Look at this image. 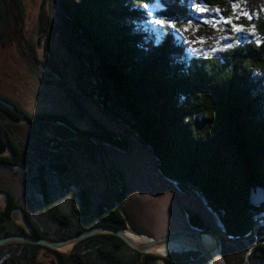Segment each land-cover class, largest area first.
<instances>
[{"label": "trees", "instance_id": "trees-1", "mask_svg": "<svg viewBox=\"0 0 264 264\" xmlns=\"http://www.w3.org/2000/svg\"><path fill=\"white\" fill-rule=\"evenodd\" d=\"M238 1L202 4L227 19ZM59 2L68 33H81L99 62L89 77L77 70L80 95L98 102L149 148L160 176L184 195L204 200L222 231L233 237L220 242L226 264H264V206L254 209L248 203L252 184L264 188V11L252 23L244 19L253 30L245 39L237 36L217 53L191 55L178 31H155L147 22L140 7L147 0ZM157 13L174 19L178 29L197 15L190 0H159ZM46 28L45 23L42 32ZM63 43L70 51L69 40ZM72 105L86 126L67 113L30 114L0 93V135L9 143L0 155V172L26 191L21 198L0 181V237L27 234L60 241L94 226L126 224L151 236L132 220L126 186H119L100 156L105 146L126 152L127 137L100 125L79 101ZM31 129L45 138L44 149L23 140ZM76 145L100 166L108 186L103 195L72 176L63 149ZM185 213L190 229H211L197 214ZM0 264L207 263L196 251L168 257L141 253L114 234L100 233L67 252L38 244L1 246Z\"/></svg>", "mask_w": 264, "mask_h": 264}, {"label": "rangeland", "instance_id": "rangeland-1", "mask_svg": "<svg viewBox=\"0 0 264 264\" xmlns=\"http://www.w3.org/2000/svg\"><path fill=\"white\" fill-rule=\"evenodd\" d=\"M5 3V17L3 24H0V93L14 100L30 114L67 113L79 126H86L85 117L81 118L75 113L72 105V100L79 101L82 111L100 125L127 137L129 146L126 152L105 146L100 156L122 177L131 218L140 229L151 235L148 237L155 238L170 231L190 229L186 210L200 216L212 230L223 232L217 217L200 196L184 195L173 182L160 176L149 148L98 102L80 95L72 55L63 43L68 39L74 51V40L62 23L60 15L63 11L59 0H7ZM234 4L239 7L235 11L232 9V17L227 19H231L232 24L239 26L242 31H234L232 24L225 23L220 27L221 23L216 26L202 23L204 18H222L207 6L208 12H196L188 31L179 29L178 32L183 33V45L191 55L217 53L227 45L234 44L237 36L245 39L247 32L253 31L243 25L244 19L254 22L256 15L264 11V0H240ZM201 6L205 7L203 4ZM242 12L249 13L251 18L242 15ZM45 23L47 28L42 32L41 26L44 27ZM151 25L155 31L167 29ZM201 39L203 44L199 42ZM25 41L31 44L32 49L25 48ZM43 62H48L60 76ZM29 132L23 140L44 149L45 138L36 136L37 133H33L32 129ZM72 141L68 139L67 142ZM69 147L63 150L70 161L72 176H77L86 186L103 195L108 186L98 163L84 146ZM0 181L6 183L15 194L25 198L26 191L5 172H0Z\"/></svg>", "mask_w": 264, "mask_h": 264}, {"label": "water", "instance_id": "water-1", "mask_svg": "<svg viewBox=\"0 0 264 264\" xmlns=\"http://www.w3.org/2000/svg\"><path fill=\"white\" fill-rule=\"evenodd\" d=\"M62 15L67 18L66 14H64L63 12H62ZM71 36L74 40L73 49L75 50L73 51L71 49L70 52L72 55L73 63L76 68V72L77 70H80L83 77H89L92 75V73H97V70L99 69V62L96 59L89 42L86 39H84L81 33L75 32V34L72 33ZM92 82L96 83V81L93 78H92ZM8 146H9V143L6 141V139L2 135H0V155L3 154L7 150ZM109 170L118 180L119 186H122L123 185L122 177L118 173H115L112 168H109ZM248 203H249V206L254 209L262 208L264 206V188L258 184H252L249 187V191H248ZM122 215L125 217V214L123 211H122ZM261 220H264V218H262ZM257 222L258 220L255 221V224ZM127 229H131L129 224H126L123 227H115L112 225H99V226H94V227L85 229L71 237H68L60 241H53V240H49L43 237H35V236L27 235V234H11V235L0 237V247L9 245V244L25 243V244H38V245L45 246L52 250L67 252L70 249H72L74 245H76L77 243L89 237L95 236L100 233H111L121 238L128 246L137 250L138 252L152 253V254L166 256V257H168L170 253L168 255L160 254L156 252L155 249L171 241L184 240L188 242L189 244H191V247L184 248L183 249L184 251L192 250V251L198 252L200 254V257L207 264H226L224 260L218 261L217 259H215L214 256L205 249L202 243L203 237L211 236L215 240V244L219 250L221 249L220 243L218 244L219 241H221L222 239L233 238L227 233L220 232L217 230L191 228V229L170 231L166 234H163L162 236L158 238H150L149 240L141 242V241L133 240L129 236H127V233H126ZM131 230L136 235L144 236V234L140 232L134 231L133 229ZM221 233H223L224 235H221ZM254 233L255 231H252L251 234H254ZM245 237H240V238H245ZM173 252H177V251H173Z\"/></svg>", "mask_w": 264, "mask_h": 264}, {"label": "snow or ice", "instance_id": "snow-or-ice-1", "mask_svg": "<svg viewBox=\"0 0 264 264\" xmlns=\"http://www.w3.org/2000/svg\"><path fill=\"white\" fill-rule=\"evenodd\" d=\"M190 3H191V7H193V9L196 12H199V13L208 12V9L206 7L201 6V4L203 3V0H201L200 4L195 3L194 0H190ZM158 6H159V0H147V2L145 4L140 6V7H142L144 13L148 17L147 22L151 23V24L158 25L161 29L167 28V29H171L173 31H179V29L177 28V24H176L174 19L161 18L160 14H158V13L154 15V11ZM238 7L239 6L237 4H233L234 11L237 10ZM216 12L219 13V9H217ZM241 14L248 17V18H251L249 13H247V12H242ZM201 22L204 24H209L211 26H216L219 23L232 24L231 19H223V18H221L220 20L204 18L201 20ZM191 24H192V20H191V18H189L188 24L184 27V31H188ZM232 27H233L234 31H242V29L235 24H232ZM181 35H183V33H181ZM199 42L201 44L204 43L203 39H201ZM227 47H231V45H227ZM193 51H196V49H193Z\"/></svg>", "mask_w": 264, "mask_h": 264}, {"label": "bare ground", "instance_id": "bare-ground-1", "mask_svg": "<svg viewBox=\"0 0 264 264\" xmlns=\"http://www.w3.org/2000/svg\"><path fill=\"white\" fill-rule=\"evenodd\" d=\"M127 236H129L131 239L136 240V241H146L149 240L150 237L144 235V236H139L136 235L131 229L126 230ZM203 246L207 251H209L215 259L218 261H223L222 255L220 250L215 244V240L211 236H204L203 237ZM191 247V244L184 240H177V241H171L157 249H155L156 252L164 255H168L172 251H182L184 248Z\"/></svg>", "mask_w": 264, "mask_h": 264}, {"label": "flooded vegetation", "instance_id": "flooded-vegetation-1", "mask_svg": "<svg viewBox=\"0 0 264 264\" xmlns=\"http://www.w3.org/2000/svg\"><path fill=\"white\" fill-rule=\"evenodd\" d=\"M5 1H7V0H0V10L2 11H0V19L1 20H3V18L5 17V15H4V13H5V8H6V3H5ZM18 14H19V12H18ZM7 21L5 20V23H6ZM2 24H3V22H2ZM25 48L27 49V48H31L32 49V46H31V44H29L28 43V41L26 42L25 41ZM32 52H33V50H32ZM34 53V52H33ZM35 61H36V63H38L39 62V60L37 59V57H35ZM0 109H3L2 107H0ZM4 110V109H3ZM8 151V150H7Z\"/></svg>", "mask_w": 264, "mask_h": 264}]
</instances>
